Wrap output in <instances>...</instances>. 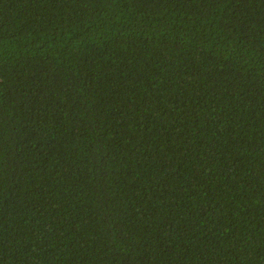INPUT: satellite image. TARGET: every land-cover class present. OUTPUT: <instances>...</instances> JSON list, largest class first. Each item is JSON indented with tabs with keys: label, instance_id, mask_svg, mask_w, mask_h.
Returning <instances> with one entry per match:
<instances>
[{
	"label": "trees",
	"instance_id": "trees-1",
	"mask_svg": "<svg viewBox=\"0 0 264 264\" xmlns=\"http://www.w3.org/2000/svg\"><path fill=\"white\" fill-rule=\"evenodd\" d=\"M0 264H264V0H0Z\"/></svg>",
	"mask_w": 264,
	"mask_h": 264
}]
</instances>
